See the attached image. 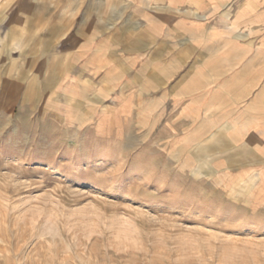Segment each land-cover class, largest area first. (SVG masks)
Segmentation results:
<instances>
[{
	"label": "crops",
	"instance_id": "0c3cea01",
	"mask_svg": "<svg viewBox=\"0 0 264 264\" xmlns=\"http://www.w3.org/2000/svg\"><path fill=\"white\" fill-rule=\"evenodd\" d=\"M61 1L0 12V106L18 129L44 120L113 172L260 178L264 0Z\"/></svg>",
	"mask_w": 264,
	"mask_h": 264
},
{
	"label": "rangeland",
	"instance_id": "374dc122",
	"mask_svg": "<svg viewBox=\"0 0 264 264\" xmlns=\"http://www.w3.org/2000/svg\"><path fill=\"white\" fill-rule=\"evenodd\" d=\"M5 1L0 12L19 16L27 2L52 3ZM9 108L0 106V264H264L258 165L85 166L46 121L18 129Z\"/></svg>",
	"mask_w": 264,
	"mask_h": 264
},
{
	"label": "bare ground",
	"instance_id": "6f19581e",
	"mask_svg": "<svg viewBox=\"0 0 264 264\" xmlns=\"http://www.w3.org/2000/svg\"><path fill=\"white\" fill-rule=\"evenodd\" d=\"M260 181H263V180H260ZM264 182V181H263ZM253 186H254V184H253ZM264 187V186H263ZM258 189V188H257Z\"/></svg>",
	"mask_w": 264,
	"mask_h": 264
}]
</instances>
